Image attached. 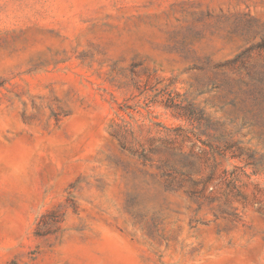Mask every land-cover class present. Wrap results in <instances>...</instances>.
<instances>
[{
    "label": "rangeland",
    "instance_id": "rangeland-1",
    "mask_svg": "<svg viewBox=\"0 0 264 264\" xmlns=\"http://www.w3.org/2000/svg\"><path fill=\"white\" fill-rule=\"evenodd\" d=\"M0 264H264V0H0Z\"/></svg>",
    "mask_w": 264,
    "mask_h": 264
}]
</instances>
